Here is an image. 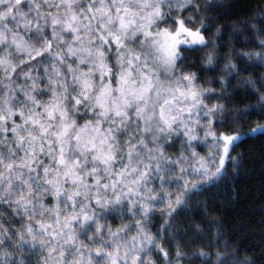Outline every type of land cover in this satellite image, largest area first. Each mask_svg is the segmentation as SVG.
<instances>
[{
  "label": "snow or ice",
  "instance_id": "6c2138e0",
  "mask_svg": "<svg viewBox=\"0 0 264 264\" xmlns=\"http://www.w3.org/2000/svg\"><path fill=\"white\" fill-rule=\"evenodd\" d=\"M216 7L0 0V264H180L163 238H181L175 222L225 179L234 147L264 137V123L242 131L264 117V76L241 81L257 107H233L229 125L223 96L209 104L214 89L181 67L188 50L216 61L206 39ZM246 23L258 51L230 56L264 66V12ZM225 67L240 75L231 59Z\"/></svg>",
  "mask_w": 264,
  "mask_h": 264
},
{
  "label": "trees",
  "instance_id": "16d2710c",
  "mask_svg": "<svg viewBox=\"0 0 264 264\" xmlns=\"http://www.w3.org/2000/svg\"><path fill=\"white\" fill-rule=\"evenodd\" d=\"M208 2L222 5L208 11L206 19L207 23L215 17L206 39L209 44L215 41L218 45L216 61L212 66L204 63L211 49L188 50L184 52L181 67L197 73L198 85L214 89L215 99L207 101L209 104L216 103L223 96L227 101L224 116L229 118L231 125V117L239 114L231 110L233 107L241 112L249 107H257V98L251 94V89L240 85L243 80L258 82L264 76V66L248 67L241 60L230 56V52L234 49L239 55L244 51H258L252 47L253 38L241 33L250 27L246 22L258 19L264 12V0ZM217 30L221 33L219 37L216 36ZM229 59L238 66V77L234 72L232 75L227 74L225 65ZM223 80L230 81L226 95L221 92ZM79 122L82 124L83 120ZM258 122L264 123V117H254L243 126L242 131L247 133ZM219 130L229 131L230 127ZM173 148L178 151L180 145L177 143ZM230 155L236 163L235 166L231 161L226 164L225 179L219 182L218 187L191 199L189 214L175 222L174 227L181 238L174 241H169L167 236L163 238L165 248L170 249L171 259H176L177 247L184 253L180 264H202L206 258L210 259L211 264H217L218 256L225 264H235L237 260L244 264H264V137H244ZM155 215L153 232L160 226V213ZM200 252L206 256L197 255ZM16 258L19 259V255Z\"/></svg>",
  "mask_w": 264,
  "mask_h": 264
}]
</instances>
